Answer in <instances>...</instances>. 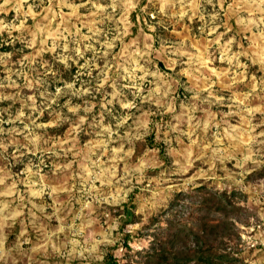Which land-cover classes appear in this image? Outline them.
I'll use <instances>...</instances> for the list:
<instances>
[{
    "label": "rangeland",
    "instance_id": "374dc122",
    "mask_svg": "<svg viewBox=\"0 0 264 264\" xmlns=\"http://www.w3.org/2000/svg\"><path fill=\"white\" fill-rule=\"evenodd\" d=\"M179 220L264 264V0H0V264H143Z\"/></svg>",
    "mask_w": 264,
    "mask_h": 264
},
{
    "label": "trees",
    "instance_id": "16d2710c",
    "mask_svg": "<svg viewBox=\"0 0 264 264\" xmlns=\"http://www.w3.org/2000/svg\"><path fill=\"white\" fill-rule=\"evenodd\" d=\"M199 188L203 189L202 186ZM229 197L226 191L218 194L209 193L205 199L210 201L208 203L210 208L205 210L209 211L213 206L214 210L226 213L234 206ZM125 211L127 215L131 214L128 208H125ZM220 226L221 222L211 224L209 220H202L196 229L187 221L179 220L176 224H168L169 231L165 236L163 234L161 238H156L146 250H137V254L143 259V264H234L233 258H229L225 253L217 252L207 244V241H204L206 236L215 233ZM189 243L193 245L192 249L178 251ZM124 245L130 248L128 242ZM105 262L117 264L116 259L109 253L105 255Z\"/></svg>",
    "mask_w": 264,
    "mask_h": 264
}]
</instances>
